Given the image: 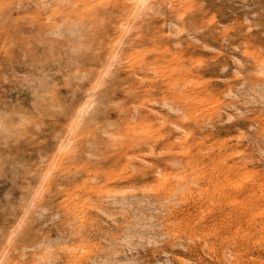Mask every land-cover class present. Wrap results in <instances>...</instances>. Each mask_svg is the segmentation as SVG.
<instances>
[{
    "label": "rangeland",
    "instance_id": "obj_1",
    "mask_svg": "<svg viewBox=\"0 0 264 264\" xmlns=\"http://www.w3.org/2000/svg\"><path fill=\"white\" fill-rule=\"evenodd\" d=\"M138 1L0 0V264H264V0Z\"/></svg>",
    "mask_w": 264,
    "mask_h": 264
},
{
    "label": "bare ground",
    "instance_id": "obj_2",
    "mask_svg": "<svg viewBox=\"0 0 264 264\" xmlns=\"http://www.w3.org/2000/svg\"><path fill=\"white\" fill-rule=\"evenodd\" d=\"M53 1V0H52ZM147 0H139L138 1V7H136V9H134L133 11H134V13L132 14L133 16H132V18L134 19V18H136L137 16H139L138 14H139V8L142 6V5H144L145 4V2H146ZM46 3V2H45ZM131 25H132V21H129V22H127V23H125V24H123V28H122V30H123V33L121 34V37H119V39H118V41H116V46H120L121 45V43H122V40H123V37L126 35V33L127 32H129L130 31V29H131ZM112 61H114V55H112V57H110V64H111V62ZM99 82V81H98ZM97 85H98V83H97ZM97 85L94 87V89H92V91L90 92V94H89V97L87 98V101H85L84 102V105L82 106V109H81V111H80V114H79V117H81L82 116V114H83V112H84V110H85V108H86V106L90 103V101L92 100V97H93V95H94V93H95V91H96V88H97ZM257 91V90H256ZM261 92V91H260ZM256 94V93H255ZM259 95H261V94H259ZM263 96V95H262ZM259 97V96H258ZM227 105V104H226ZM229 106V105H228ZM234 106V105H233ZM175 109V108H174ZM226 113V112H225ZM230 113V112H229ZM228 114V113H227ZM241 185V184H240ZM179 189V188H178ZM240 191H242V192H244V191H251V190H254L255 189V187H254V181H249V182H247L246 184H243V185H241V186H239V188H238ZM151 226V225H150ZM146 230V229H145ZM148 230H150V229H148ZM140 232V231H139ZM131 233V232H130ZM144 233H145V231H144ZM146 234H148V233H146ZM125 235H127V233L125 234ZM132 235V234H131ZM141 236V235H140ZM132 237V236H131ZM147 237V236H146ZM124 238V237H123ZM129 238H130V236L129 235H127V236H125V239L123 240L122 238V240L123 241H126V245H127V243L128 244H131L130 243V241H129ZM142 238V237H141ZM134 242H135V240H133ZM52 242V241H51ZM55 242V240L52 242V243H54ZM42 244V243H41ZM40 244V245H41ZM133 244V243H132ZM39 246V245H38ZM52 246V245H51ZM44 248H46V247H44ZM111 248V247H110ZM43 250V249H42ZM42 250H38L39 252V254L42 256V254H43V252L44 251H42ZM40 252H42V254L40 253ZM47 252H49V251H47ZM46 252V253H47ZM45 253V252H44ZM52 253V252H51ZM38 254V255H39ZM26 255V254H25ZM36 255H37V253H36ZM39 255V256H40ZM50 256H51V254H49ZM39 257V258H41V260H39L38 261V263L39 264H49L50 263V259H51V257L50 256H48V254H45L43 257ZM38 257V256H37ZM50 257V258H49ZM34 259H35V257H34ZM53 259V258H52ZM36 260V259H35ZM53 260H55V259H53ZM34 261V260H33ZM37 261H34V263H36Z\"/></svg>",
    "mask_w": 264,
    "mask_h": 264
},
{
    "label": "crops",
    "instance_id": "obj_3",
    "mask_svg": "<svg viewBox=\"0 0 264 264\" xmlns=\"http://www.w3.org/2000/svg\"><path fill=\"white\" fill-rule=\"evenodd\" d=\"M188 51L191 52L190 49H188ZM188 51H187V52H188ZM209 57H210V56H209ZM209 57H207V55H206V58L210 59ZM205 75H206V77H209V75H208L207 73H205ZM210 76H211V75H210ZM139 113H141V111H139Z\"/></svg>",
    "mask_w": 264,
    "mask_h": 264
}]
</instances>
